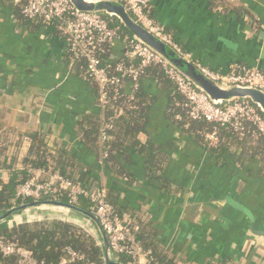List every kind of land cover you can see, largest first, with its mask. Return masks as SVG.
<instances>
[{
  "label": "crops",
  "instance_id": "1",
  "mask_svg": "<svg viewBox=\"0 0 264 264\" xmlns=\"http://www.w3.org/2000/svg\"><path fill=\"white\" fill-rule=\"evenodd\" d=\"M151 10L194 62L220 74L236 64L264 72V0H151ZM124 47L116 43L111 58H123ZM66 52L61 37L43 26H21L0 0V148L8 163L17 158L22 169L26 138L39 132L52 150L75 159L81 185L106 190L126 220L145 221L176 264H264V237L257 235L264 232V147L257 137L216 158L179 126V117L167 116L171 89L145 78L148 117L137 139L148 153V146L162 153L171 192L149 179L147 156L135 149L117 156L130 178L123 179L84 143L80 122L87 115L102 119L98 92L71 70ZM124 95H134L128 81ZM45 209L50 218L44 219L88 226L95 234L77 214ZM24 216L8 225L32 221Z\"/></svg>",
  "mask_w": 264,
  "mask_h": 264
},
{
  "label": "trees",
  "instance_id": "2",
  "mask_svg": "<svg viewBox=\"0 0 264 264\" xmlns=\"http://www.w3.org/2000/svg\"><path fill=\"white\" fill-rule=\"evenodd\" d=\"M3 3L11 8L14 18L21 26L29 29L43 26L48 32H52L65 40L57 24H48L42 19L31 20L26 18L22 13L25 6L24 0H19L18 3L15 0H3ZM149 14L154 18L151 7ZM102 15L109 20H113V27L119 29L124 44L127 46L133 36L117 18L105 14ZM163 30L165 34L170 35L174 40L170 31L164 28ZM70 57V54L66 52L68 64L71 61ZM101 57L105 64L110 66L112 75H117L116 67L118 64L126 62L125 57L113 60L109 46L104 47V54ZM135 63H138V61H135ZM71 70L97 89L99 101L100 88L96 82L88 77L85 61L77 62L71 67ZM149 77L154 78L159 84L167 86L173 93L167 116L174 119L179 117L177 120L179 126L192 135L194 140L210 152L211 155L213 154L216 158L221 159L229 154L231 147H240L241 143L246 144L251 136H256L258 142L264 147V137L258 134L256 127L250 122H245L243 130L240 131L229 127L221 128L217 144L211 145L208 136L213 132L215 125L205 120H193L188 114L185 99L176 90L174 84L165 73L163 66L152 64L143 70L140 86L132 97L124 95L126 84L123 89L109 87L107 90L109 95L108 102L105 106L100 107V118L102 119L99 120L97 119L99 117L87 115L80 122L84 143L91 150L98 152L111 171L119 177L126 180L130 179L123 165L117 160L118 154L135 149L137 152L144 153L147 156L149 179L158 185L163 193L169 194L171 192L169 181L163 177L165 159L161 156L162 153L158 148L151 146H148V149L152 150V153H148L137 139V135L143 129L144 122L148 117V103L143 97L145 93H143L142 82ZM117 92L120 95L114 99ZM120 110H122V113H119ZM257 110L261 113L258 107ZM104 124H111L112 128L107 131L110 139L103 144L101 134ZM30 137V145L26 147V152L20 160L22 169L17 168L15 164L17 158L15 163L14 161L8 163L5 149L0 148V171L5 174L2 179L0 178V214L14 207L34 202L32 199L22 198L17 195V187L33 177V170L48 171L51 167L54 169L53 171L58 170L65 178L80 183L78 170L75 169L74 158L66 155L62 150H52L48 146L44 135L39 132L31 133ZM156 152L159 153L155 154ZM105 156L106 158L104 159ZM108 197L116 212L123 217V208L117 204L112 196L108 195ZM48 200L70 203L68 194L61 191L56 192L54 196H43L41 198V201ZM78 207L92 213L91 205L84 199L79 202ZM131 226L138 228L135 232L136 238L145 250L150 251L151 257L155 261L161 264H176L175 260L155 240V234L149 231V225L145 221L136 219L131 222ZM0 227V240L16 243L19 247L28 250L38 264H61L67 258V248H71L83 256L82 260H77L71 264H104L103 249L99 245L97 236L81 225L60 220L38 219L15 224L11 227L8 225H1ZM117 260L121 264L130 262V258L123 256L117 257ZM18 261L19 256H5L0 250V264H18Z\"/></svg>",
  "mask_w": 264,
  "mask_h": 264
},
{
  "label": "built area",
  "instance_id": "3",
  "mask_svg": "<svg viewBox=\"0 0 264 264\" xmlns=\"http://www.w3.org/2000/svg\"><path fill=\"white\" fill-rule=\"evenodd\" d=\"M113 1L123 4L141 26L183 54L180 46L170 35L165 34L163 27L150 16L151 0ZM15 2L18 3L19 0H15ZM24 2L22 13L26 18L42 19L48 24L59 26L65 37L67 52L71 56L70 68L77 62L85 61L88 77L100 88L98 101L100 107L105 106L108 102L107 90L109 87L123 89L128 81L135 92L140 86L143 70L152 64H159L163 66L176 90L185 99L189 116L193 120H205L215 125L213 132L208 136L211 145L217 144L221 128L229 127L240 131L243 130L245 122L252 123L258 134L264 137V114L261 110V113L257 110L258 106L256 107L249 100L213 102L188 79L168 65L161 56L135 37L124 47L126 62L118 64L117 75H112L110 66H107L101 57L104 54V47L109 46L111 49L121 41L124 44L119 29L112 25L113 20H109L99 13L79 12L74 8L71 0H24ZM196 64L207 76L222 85L249 87L264 92V72L258 68L236 64L229 74H220L201 64ZM119 95L117 92L114 99ZM119 113H122V110ZM111 128V124L103 125L101 134L103 144L110 139L107 131ZM26 140L31 142L28 137ZM38 174L39 176L35 175L17 187L19 197L36 201L41 200L43 196H54L56 192L61 191L68 194L70 203L73 205L78 206L79 202L84 199L91 205L92 214L99 219L116 258L128 257L130 258L128 264H161L151 257L150 251L145 250L136 238L135 232L138 228L132 227L131 221L116 212L106 190L100 187L86 188L80 183L65 178L58 171L40 170ZM0 250L5 256H19L18 264H38L31 252L19 247L16 243L1 239ZM66 254L67 258L61 264H71L83 259L82 255L71 248L66 249Z\"/></svg>",
  "mask_w": 264,
  "mask_h": 264
},
{
  "label": "water",
  "instance_id": "4",
  "mask_svg": "<svg viewBox=\"0 0 264 264\" xmlns=\"http://www.w3.org/2000/svg\"><path fill=\"white\" fill-rule=\"evenodd\" d=\"M71 3L79 12L99 13L117 18L133 37L161 56L168 65L188 79L198 90L206 94L213 102L249 100L254 105L258 106L264 114V92L249 87H229L211 79L193 60L188 59L172 45L141 26L131 16L123 4L113 0H99L92 2L88 0H71ZM3 177V172H0V178L2 179ZM36 208L64 209L77 214L84 219L89 226H91L93 231H95L99 240V245L103 249L104 264H121L111 250L109 239L99 219L92 213L71 203H63L55 200H36L32 203L23 204L0 214V226L5 224L8 225L11 220L21 216L25 211ZM257 235L264 237V232H258Z\"/></svg>",
  "mask_w": 264,
  "mask_h": 264
},
{
  "label": "rangeland",
  "instance_id": "5",
  "mask_svg": "<svg viewBox=\"0 0 264 264\" xmlns=\"http://www.w3.org/2000/svg\"><path fill=\"white\" fill-rule=\"evenodd\" d=\"M14 156V155H13ZM11 157V156H10ZM12 158V157H11ZM48 210L45 208H36V209H29L27 211L24 212L23 215L25 220H38V219H44V218H50V215L48 214ZM23 219V220H24ZM12 222H14V219L10 221V225L12 224ZM77 222L85 225V222L78 220ZM9 224V223H8ZM9 226V225H8ZM10 227V226H9ZM88 227V226H86ZM1 228V227H0ZM91 229V228H90Z\"/></svg>",
  "mask_w": 264,
  "mask_h": 264
}]
</instances>
